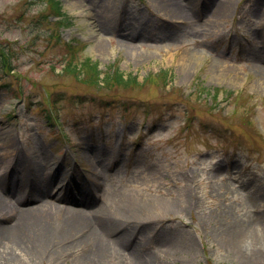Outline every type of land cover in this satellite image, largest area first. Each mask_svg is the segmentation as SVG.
<instances>
[{
  "label": "rangeland",
  "instance_id": "374dc122",
  "mask_svg": "<svg viewBox=\"0 0 264 264\" xmlns=\"http://www.w3.org/2000/svg\"><path fill=\"white\" fill-rule=\"evenodd\" d=\"M59 1L61 23L49 0H0V228L138 202L102 249L2 236L0 264H264L259 229L231 237L264 217V0H178V19L174 0ZM85 57L138 84H94Z\"/></svg>",
  "mask_w": 264,
  "mask_h": 264
},
{
  "label": "bare ground",
  "instance_id": "6f19581e",
  "mask_svg": "<svg viewBox=\"0 0 264 264\" xmlns=\"http://www.w3.org/2000/svg\"><path fill=\"white\" fill-rule=\"evenodd\" d=\"M222 4V3H221ZM170 15L175 18H183L185 16V9L183 5L174 0L169 9ZM128 46L132 44L130 39L125 41ZM261 75L264 77V66L260 67ZM22 187V186H21ZM20 191V190H19ZM19 197H15L18 199ZM73 203H81V206L86 207L85 201L80 197L71 198ZM136 200H124L116 203L113 211L107 210L106 206L102 203L96 204V208L92 211H80L77 207L72 208L69 213L65 214L57 221L48 220L43 216L36 213V209H25L17 212V221L15 226H9L0 228V237H7L11 239L16 248H25L27 251H33L40 248L46 239H49L54 233L68 228L76 229L81 232L80 241L85 239L91 240L92 247L94 249H102L108 243L107 230L111 228L113 222H116V226L113 227L115 235L121 237L127 231L126 225L131 221H127L125 217L133 216L135 211ZM114 215L117 216L114 219ZM134 222V221H133ZM235 227L231 237L237 238L250 234L253 229L257 228L264 234V217L257 218L253 221L243 225L242 222L238 223ZM264 240V236L262 237ZM22 239L26 243H21ZM7 264H18L17 260H11Z\"/></svg>",
  "mask_w": 264,
  "mask_h": 264
},
{
  "label": "trees",
  "instance_id": "16d2710c",
  "mask_svg": "<svg viewBox=\"0 0 264 264\" xmlns=\"http://www.w3.org/2000/svg\"><path fill=\"white\" fill-rule=\"evenodd\" d=\"M51 4V9L54 11L55 15H60L59 23H61L62 18H65L66 16L62 15L61 12V4L59 3V0H49ZM62 15V17H61ZM67 22V21H66ZM3 57V64L7 69L11 70L13 67L9 66L8 62V56L6 53L2 52ZM97 64L96 62H92L88 57H85L81 60L77 65H75V68L79 70V74H82L86 78L90 79L94 84L98 85H110V84H116L121 86H127L131 83L138 84V81L134 76H124V73L119 71L116 67L112 65L108 66L107 71L104 72V75L102 77H99L100 71L96 68Z\"/></svg>",
  "mask_w": 264,
  "mask_h": 264
}]
</instances>
